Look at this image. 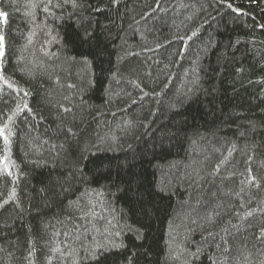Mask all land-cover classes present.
Masks as SVG:
<instances>
[{
	"label": "trees",
	"instance_id": "trees-1",
	"mask_svg": "<svg viewBox=\"0 0 264 264\" xmlns=\"http://www.w3.org/2000/svg\"><path fill=\"white\" fill-rule=\"evenodd\" d=\"M0 264H264V0H0Z\"/></svg>",
	"mask_w": 264,
	"mask_h": 264
}]
</instances>
